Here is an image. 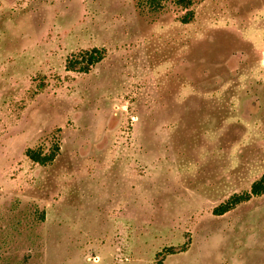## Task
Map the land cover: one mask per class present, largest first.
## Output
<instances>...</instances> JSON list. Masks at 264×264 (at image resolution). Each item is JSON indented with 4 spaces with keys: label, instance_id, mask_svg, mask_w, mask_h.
I'll use <instances>...</instances> for the list:
<instances>
[{
    "label": "rangeland",
    "instance_id": "rangeland-1",
    "mask_svg": "<svg viewBox=\"0 0 264 264\" xmlns=\"http://www.w3.org/2000/svg\"><path fill=\"white\" fill-rule=\"evenodd\" d=\"M189 10L0 0V264H264V0Z\"/></svg>",
    "mask_w": 264,
    "mask_h": 264
},
{
    "label": "trees",
    "instance_id": "trees-1",
    "mask_svg": "<svg viewBox=\"0 0 264 264\" xmlns=\"http://www.w3.org/2000/svg\"><path fill=\"white\" fill-rule=\"evenodd\" d=\"M176 3L182 6L187 12L182 17V22L188 24L192 21L193 12L190 9L192 0H176ZM104 59V50L93 48L91 50H82L67 59L66 68L68 71L78 73H88L90 69L100 63ZM58 149L54 150L51 154L43 155L42 153L34 150H28L27 156L35 163L40 165H47L54 161L55 154ZM264 195V175L252 184L251 191L245 195L234 196L227 201L226 204L221 205L215 212L218 215H223L238 204L248 201L252 196Z\"/></svg>",
    "mask_w": 264,
    "mask_h": 264
}]
</instances>
